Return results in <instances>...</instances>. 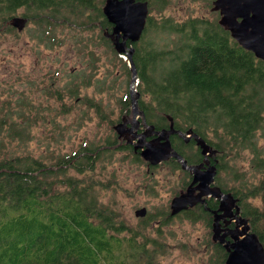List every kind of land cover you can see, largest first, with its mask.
Listing matches in <instances>:
<instances>
[{
  "label": "trees",
  "instance_id": "1",
  "mask_svg": "<svg viewBox=\"0 0 264 264\" xmlns=\"http://www.w3.org/2000/svg\"><path fill=\"white\" fill-rule=\"evenodd\" d=\"M137 1L148 4L149 16L140 44L128 42L127 48H134L137 104L146 125L155 131L179 132L171 136V144L189 166L204 162L197 138L215 149V154L208 156L209 162L220 173H231L237 180L231 185L230 179L217 176L216 186L233 195L240 216L249 221L251 233L264 248V152L256 140L264 124V62L233 40L219 25L218 13L213 20L155 19L151 13L167 10L170 0ZM209 2L212 9L213 0ZM103 4H96V0H0V31L6 27L14 31L8 22L24 10L31 22L40 16L46 26L52 24L49 19H54L72 29L88 26L89 12L100 17L101 27L111 34L113 25L104 15ZM149 33L156 40L145 41ZM162 37L171 38L173 47L158 45ZM106 41L111 42L107 37ZM120 60L124 62L122 57ZM127 61L124 64L130 78L133 73ZM130 95L122 100L129 110ZM2 104L0 264H158L157 249L152 252L147 244L137 246L135 240L127 245L125 235L130 228L100 204L93 179H88L97 174L100 163L113 158L114 152H132L135 160L141 161L136 145L116 131L114 140L81 145L76 152L53 158L49 165L32 155L6 157V137L29 141V133L19 124L23 114L11 104L6 109V101ZM246 152L252 156L253 182L246 179V172L228 166ZM168 162L182 169L177 160ZM185 174L189 178L184 184L186 191L193 175ZM207 208L197 203L183 214L189 220L203 221L212 235L219 201L207 200ZM232 227L235 229L236 222ZM228 259L227 248L215 241L210 264H227Z\"/></svg>",
  "mask_w": 264,
  "mask_h": 264
},
{
  "label": "rangeland",
  "instance_id": "2",
  "mask_svg": "<svg viewBox=\"0 0 264 264\" xmlns=\"http://www.w3.org/2000/svg\"><path fill=\"white\" fill-rule=\"evenodd\" d=\"M100 2L105 4L104 0H96V4ZM209 5V0H170L167 10L152 12L151 16L170 17L177 22L216 19L217 13ZM26 14L21 10L9 20L8 27L14 31L7 27L0 31V109L4 101L6 109L10 104L17 108L24 116L19 120L20 127L29 133V141L6 137V157L32 155L49 165L53 158L76 152L81 145L114 140L115 129L121 125L129 129L141 122L145 128L139 108L134 112L138 81L132 86L124 65L127 57L121 61L113 41H106L108 33L101 27L100 17L87 12L90 24L72 29L54 19H49L52 24L46 26L40 16H35L36 24ZM14 18L27 19L26 27L21 31L14 28ZM44 30L50 33L44 36ZM49 36L52 39L48 40ZM150 40L156 39L149 33L145 41ZM157 43L173 47L171 38L162 37ZM129 92L130 110L122 103ZM134 137L126 135L122 139L132 144ZM256 140L264 152V124ZM251 159L246 152L228 166L246 172V179L253 182ZM103 163L88 179H93L91 184L100 204L130 228L125 235L127 245L135 240L137 246L147 244L152 252L157 249L158 264H210L214 234L203 221L189 220L183 212L175 215L172 207L174 199L188 189L184 190L189 178L183 169H176L168 161L148 166L142 156L136 161L132 152H114L113 158ZM70 174L77 176L72 171ZM217 176L237 184L231 173L218 171ZM141 209L147 214L137 218L136 212Z\"/></svg>",
  "mask_w": 264,
  "mask_h": 264
},
{
  "label": "water",
  "instance_id": "3",
  "mask_svg": "<svg viewBox=\"0 0 264 264\" xmlns=\"http://www.w3.org/2000/svg\"><path fill=\"white\" fill-rule=\"evenodd\" d=\"M103 11L113 25V33L108 35V38L113 41L121 56L126 55L127 41L139 42L145 31L149 16L148 4L137 0H107ZM212 11L220 14L219 25L231 34L233 40L264 62V0H213ZM27 23L28 20L23 18L12 20V26L20 31L26 27ZM132 53L133 50H130L129 55L131 56ZM130 67L133 73L132 86H134L137 81V72L131 58ZM136 107L138 104L134 106V112ZM137 124L135 128L129 129L124 124L121 128L116 127V131L120 137L126 138V135H133L135 136L133 140L140 137L141 139L135 144L136 149L141 151L142 158L151 165L157 166L169 159H175L182 165L184 171L193 175V181L186 193L173 201L174 214L182 213L197 203L204 204L206 197L218 200L220 209L214 214L213 233L215 241L224 245L229 252L227 264H264V248L256 234L251 233L248 222L240 216L241 210L236 199L232 194L222 192L219 187H212L217 170L208 160V156L215 154L211 147L203 139L197 138V145L206 156L207 165L206 168L189 166L187 161L174 151L171 144V136L179 135V132L155 131L153 127L150 129L148 127L149 135L155 134L157 138L146 143V132L140 136L136 134L140 128V122ZM197 191H199L198 195L195 194ZM146 214V210L141 209L136 212V217L144 218ZM228 219L230 223L233 219L237 220L235 229L231 230L232 235L223 232L221 221ZM228 236H231L232 240H229Z\"/></svg>",
  "mask_w": 264,
  "mask_h": 264
},
{
  "label": "flooded vegetation",
  "instance_id": "4",
  "mask_svg": "<svg viewBox=\"0 0 264 264\" xmlns=\"http://www.w3.org/2000/svg\"><path fill=\"white\" fill-rule=\"evenodd\" d=\"M104 6H105V4H104ZM104 6H103V8H104ZM104 12V11H103ZM219 14V13H218ZM220 15V14H219ZM105 32H106V30H105ZM112 33H113V31H112ZM111 33V34H112ZM111 34H107L106 35V37L108 38V35H111ZM143 35H144V33H143ZM143 35H142V37H143ZM122 36V35H121ZM142 37H141V40H142ZM109 39V38H108ZM109 40H111V39H109ZM140 40V41H141ZM121 41H123V38H121ZM140 41L139 42H137V43H134V44H137V45H139L140 44ZM128 42H130V41H127V43H126V57H127V63H128V65H129V67H130V58L132 59V55L130 56L129 55V53H130V50L133 48H127V44H128ZM110 43H112V41L110 42ZM134 49V48H133ZM116 50V49H115ZM133 54V53H132ZM118 55H120L119 53H118ZM120 57H121V55H120ZM125 65V64H124ZM131 68V67H130ZM127 69V68H126ZM132 69V68H131ZM128 70V69H127ZM126 70V71H127ZM127 75V74H126ZM132 96V95H131ZM139 111V115H142V113L140 112V110H138ZM145 121V120H144ZM146 125V124H145ZM129 127H130V125H128ZM134 125H131V127H133ZM148 128V126L146 125L145 126V128ZM144 127H142L141 126V122H140V128L136 131V134L137 135H142L143 133H145L146 132V138H145V142L146 143H150V142H152L153 140H155L156 138H157V136L155 135V134H151V135H149V133H148V131L147 130H149V129H145ZM128 139V138H127ZM139 139H141L140 137H137V142L139 141ZM136 143V140H134L133 142H132V144H135ZM201 149V148H200ZM201 154H202V150H201ZM203 155V154H202ZM211 160V159H210ZM206 165H207V163H206V160H205V156H204V162L201 164V165H198V166H204V168H206ZM210 165L211 166H214V165H212L211 163H210ZM214 167H216V166H214ZM216 170H217V175H218V169H217V167H216ZM187 172V171H186ZM216 178H217V176H216ZM216 178H215V182H214V184L212 185V187H217L216 186ZM193 181V180H192ZM192 183V182H191ZM189 187V186H188ZM187 187V188H188ZM196 195H198L199 194V191H197L196 193H195ZM212 197H206V198H204V200H205V203L204 204H201V205H205L206 206V208H207V200H209V199H211ZM214 199V198H213ZM214 200H216V199H214ZM219 207H220V202H219ZM207 210L209 211V209L207 208ZM215 211H217V213H218V211H219V209H217V210H215ZM215 211H212V212H215ZM212 215H213V213H212ZM213 217H214V215H213ZM233 220H236V219H233ZM237 221V220H236ZM224 223V224H223ZM233 223V222H232ZM232 223H230L229 222V219L228 220H222L221 221V224H222V228H223V232H224V234H230L231 233V230L232 229H234L233 227H232ZM231 235V234H230ZM228 239L230 240H232V238H231V236H228Z\"/></svg>",
  "mask_w": 264,
  "mask_h": 264
},
{
  "label": "bare ground",
  "instance_id": "5",
  "mask_svg": "<svg viewBox=\"0 0 264 264\" xmlns=\"http://www.w3.org/2000/svg\"><path fill=\"white\" fill-rule=\"evenodd\" d=\"M232 235V234H231Z\"/></svg>",
  "mask_w": 264,
  "mask_h": 264
}]
</instances>
